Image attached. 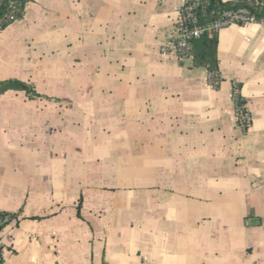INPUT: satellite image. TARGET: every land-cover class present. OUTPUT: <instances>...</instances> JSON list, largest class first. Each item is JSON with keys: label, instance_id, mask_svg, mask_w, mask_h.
I'll use <instances>...</instances> for the list:
<instances>
[{"label": "crops", "instance_id": "crops-1", "mask_svg": "<svg viewBox=\"0 0 264 264\" xmlns=\"http://www.w3.org/2000/svg\"><path fill=\"white\" fill-rule=\"evenodd\" d=\"M182 0H26L0 29L2 264H264V25L216 87L160 46ZM249 114L243 128L232 86Z\"/></svg>", "mask_w": 264, "mask_h": 264}, {"label": "trees", "instance_id": "trees-1", "mask_svg": "<svg viewBox=\"0 0 264 264\" xmlns=\"http://www.w3.org/2000/svg\"><path fill=\"white\" fill-rule=\"evenodd\" d=\"M25 2L26 0H0V29L22 15ZM239 6L248 8L257 17H264V0H203V5L196 12L202 23H209L218 16L219 11L222 9ZM188 58H190L193 66H202L207 71L215 74L216 81L212 82V84L216 87L219 81L217 74V31L212 29L205 30L198 38L192 39ZM7 89L23 90L28 97L42 95L30 83L17 79H0V93ZM231 95L238 120L245 128L249 124V118L241 119L238 115L240 111L246 109V106L237 83L233 84Z\"/></svg>", "mask_w": 264, "mask_h": 264}, {"label": "built area", "instance_id": "built-area-1", "mask_svg": "<svg viewBox=\"0 0 264 264\" xmlns=\"http://www.w3.org/2000/svg\"><path fill=\"white\" fill-rule=\"evenodd\" d=\"M203 5V0H182L174 18L175 35L167 43L160 46L163 53H171L177 60L188 58L190 42L198 38L205 30L218 31L229 24L259 23L264 25V17H257L244 6L226 8L219 11L218 16L209 23H202L199 20L196 10ZM207 80L215 82V74L207 72ZM241 119H248L247 109L240 111ZM0 264H2L0 260Z\"/></svg>", "mask_w": 264, "mask_h": 264}]
</instances>
